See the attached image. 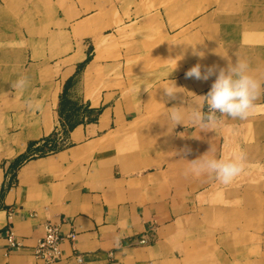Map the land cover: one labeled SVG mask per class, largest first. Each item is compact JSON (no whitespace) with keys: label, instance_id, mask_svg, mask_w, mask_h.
Instances as JSON below:
<instances>
[{"label":"crops","instance_id":"crops-1","mask_svg":"<svg viewBox=\"0 0 264 264\" xmlns=\"http://www.w3.org/2000/svg\"><path fill=\"white\" fill-rule=\"evenodd\" d=\"M222 54L264 81V0H0V264H264V96L212 131L163 118L202 100ZM197 63L216 73L186 78ZM209 150L242 174H188L181 157ZM47 222L52 263L32 251Z\"/></svg>","mask_w":264,"mask_h":264},{"label":"clouds","instance_id":"clouds-1","mask_svg":"<svg viewBox=\"0 0 264 264\" xmlns=\"http://www.w3.org/2000/svg\"><path fill=\"white\" fill-rule=\"evenodd\" d=\"M189 45L192 47L193 55L203 58L205 54L197 49V45ZM223 56L227 59V66L220 67L218 73H216L215 67H209L202 72L199 63L186 71V78L207 81L214 73H216V78L208 92L205 95L198 96L202 97V100L197 101L190 112L184 110L187 107L173 106L170 107L172 109L170 112L163 114L169 132L178 124L185 126L186 119L197 126L200 132H207L214 130L217 114L238 120H245L253 114L256 109V102L264 96V81L252 74L247 60L236 55L237 59L233 63L228 55ZM177 57L174 58L175 67L173 70L177 66V61L182 58V56ZM25 86L26 81L23 78L18 79L13 84V87L18 90H22ZM145 86L149 90L148 86ZM159 88L163 89L165 96L169 99H175L176 93L182 92L180 90L182 88H177L174 81L171 84H163ZM29 107H31V103H29ZM187 151L190 152L191 150L187 149ZM209 152L210 150L191 160L181 157L188 161L186 172L197 177L202 175L214 177L224 185L231 184L242 174L245 166L242 155L217 158L214 154L209 155Z\"/></svg>","mask_w":264,"mask_h":264},{"label":"built area","instance_id":"built-area-1","mask_svg":"<svg viewBox=\"0 0 264 264\" xmlns=\"http://www.w3.org/2000/svg\"><path fill=\"white\" fill-rule=\"evenodd\" d=\"M71 240L75 238V233L71 232L67 235ZM62 236L59 232V226L52 222H47L44 225V234L39 238L32 248L34 257L42 260L44 263L56 262L61 257L60 243ZM7 242L10 248H19L20 243L16 242L13 232L7 235Z\"/></svg>","mask_w":264,"mask_h":264},{"label":"trees","instance_id":"trees-1","mask_svg":"<svg viewBox=\"0 0 264 264\" xmlns=\"http://www.w3.org/2000/svg\"><path fill=\"white\" fill-rule=\"evenodd\" d=\"M62 95L64 96V91H63V94H62ZM64 104H65V103H64ZM64 104H63V108L66 107V105L64 106ZM97 114H98V112H97ZM70 119H71V118L68 116V117H67V120H70ZM71 129H72V127L69 128V130H71Z\"/></svg>","mask_w":264,"mask_h":264}]
</instances>
